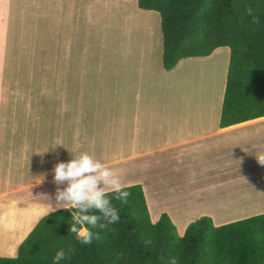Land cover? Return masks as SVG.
I'll return each mask as SVG.
<instances>
[{
    "label": "crops",
    "instance_id": "crops-1",
    "mask_svg": "<svg viewBox=\"0 0 264 264\" xmlns=\"http://www.w3.org/2000/svg\"><path fill=\"white\" fill-rule=\"evenodd\" d=\"M16 4L1 0L0 9V211L7 206L0 217L3 236H9L8 229L15 230V237L29 233L19 221L39 219L43 208L55 204L54 165L81 152L108 159L101 161L107 167L148 168L150 175L140 185L151 218L165 212L184 227L199 213L227 222L233 211L246 213L240 207L237 211L238 205L264 207V164L258 162L264 156V115L221 126V103L215 112L212 89L213 96L205 99L214 103L212 115L207 106L204 114L185 115L191 107L174 103L183 99L181 87L144 83L101 91L105 86L72 84L73 76L82 78V68L64 73L65 85L58 90L55 70L67 66V60L58 65L51 53L54 25L46 28L47 39L21 43L16 61L9 55L11 6ZM179 62L168 74L176 72ZM90 89L113 95L93 101ZM157 95L159 105L153 102ZM119 169L121 173L124 167Z\"/></svg>",
    "mask_w": 264,
    "mask_h": 264
},
{
    "label": "trees",
    "instance_id": "trees-1",
    "mask_svg": "<svg viewBox=\"0 0 264 264\" xmlns=\"http://www.w3.org/2000/svg\"><path fill=\"white\" fill-rule=\"evenodd\" d=\"M160 17L164 71L185 58L229 47L219 123L226 126L264 115V0H136ZM251 7L258 23L245 9ZM127 203L112 199L119 221L96 229L99 240L81 245L69 232L71 212L43 215L0 264H53L55 252L71 247L60 264H264V212L215 224L209 215L190 221L181 234L165 212L152 220L140 183L127 184ZM114 194L110 193V196Z\"/></svg>",
    "mask_w": 264,
    "mask_h": 264
},
{
    "label": "rangeland",
    "instance_id": "rangeland-1",
    "mask_svg": "<svg viewBox=\"0 0 264 264\" xmlns=\"http://www.w3.org/2000/svg\"><path fill=\"white\" fill-rule=\"evenodd\" d=\"M17 1L21 3L16 4ZM10 3L16 4L11 6L13 14L11 19L9 18L7 37L10 45L9 55L14 61L19 48L22 47L21 43L25 44L29 39H47L50 35L46 28L50 24L55 26L57 34L55 43L51 46V53L58 58V65L64 64L67 60V66L55 70L58 90H63L60 88L65 85L64 73L68 74L82 68V78L80 75L73 76L70 78L72 84H79V81H82L91 88L105 86L106 90L101 91L107 92L111 91L108 89L114 85L142 86L145 83L150 87L161 88L166 84L176 85L175 87L183 88L184 93L183 99L176 100L177 102L173 99L174 103L177 107L179 104L185 108L191 107L190 113L185 112V115L198 111L204 114L205 106L212 115L214 103L218 104L215 112L219 111L221 103L219 96L223 94L229 47H218L208 56L182 59L176 72L170 75L162 69L160 62L162 35L159 14L152 9L139 8L136 0H10ZM197 87L204 90L197 91ZM209 89L214 90L215 96L209 95L211 94ZM192 90L194 93H191ZM101 91L90 89V99L106 100L113 95ZM197 92L200 94L197 95ZM174 95V98H178V95ZM206 96L208 98L213 96L215 102L208 104ZM153 102L159 105L161 95H157ZM109 135L113 136V132ZM125 135L128 136L129 132ZM94 158L100 161L108 160ZM120 167H124L119 173L124 184L140 182L144 185V175H150L151 172L148 168H145V171L143 168L130 171L127 164L112 165L110 168L117 171ZM24 177V180L28 178L26 175ZM239 207L242 212L246 210V213L240 216V213L235 214L233 211V218L225 217L227 222L264 212L262 206L238 205L237 211ZM6 208L5 205L0 211L2 214L0 217L5 216ZM42 212L40 211V214ZM229 212L231 211L224 213V216ZM200 215L202 214L190 218L184 227L183 222L174 223L178 233L181 234L189 221ZM37 219L32 218L30 221L19 223L24 225V229L29 227L28 233L39 220ZM151 219L155 220L156 217L152 216ZM212 219L215 224L225 223ZM2 231L3 229L0 230V255H15L19 243L26 235L15 237L13 233L15 230L8 229L9 236L6 237L2 235ZM6 238L10 241L8 242Z\"/></svg>",
    "mask_w": 264,
    "mask_h": 264
},
{
    "label": "clouds",
    "instance_id": "clouds-1",
    "mask_svg": "<svg viewBox=\"0 0 264 264\" xmlns=\"http://www.w3.org/2000/svg\"><path fill=\"white\" fill-rule=\"evenodd\" d=\"M245 13L252 16L253 23H258L251 7L246 8ZM258 162L264 164V156ZM52 174L53 183L58 187L55 204L48 205L45 215L61 208L74 209L69 232L75 234L81 245H91L94 240L100 239L96 229H109L110 225L119 221V210L112 204V199L127 203L131 193L125 190L126 185L117 171L88 152H81L79 155L72 154L68 162H57ZM40 177L42 181L44 176ZM60 185L65 186L61 188ZM110 193L114 195L110 196ZM71 251V247L67 251L58 249L53 256V264L69 259ZM168 264H177L176 258H170Z\"/></svg>",
    "mask_w": 264,
    "mask_h": 264
}]
</instances>
